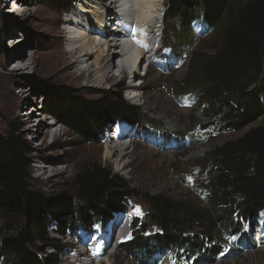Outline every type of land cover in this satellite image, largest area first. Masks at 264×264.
Returning <instances> with one entry per match:
<instances>
[{
    "label": "trees",
    "instance_id": "trees-1",
    "mask_svg": "<svg viewBox=\"0 0 264 264\" xmlns=\"http://www.w3.org/2000/svg\"><path fill=\"white\" fill-rule=\"evenodd\" d=\"M39 2L53 5L52 0ZM164 22L179 28L172 45L176 49L190 42L193 31L216 29L215 50L194 54L176 89L194 92L207 106L202 129L244 132L208 153L205 206L163 193L144 194L149 211L134 217L132 237L120 249L140 264H157L158 259L164 264L215 263L222 249L214 234H240L264 212V0H167ZM4 33L0 29V56L8 49ZM33 87L42 111L87 142L101 143L105 128L117 122L137 124V135L154 128L122 90L89 100L64 84L36 80ZM144 122L153 128L145 129ZM31 152L18 127L0 133V219L24 222L0 228V264H59L66 244L51 236V226L61 236H90L115 213H126L124 201L134 193L119 174L94 162L77 173L70 192L46 196L31 188ZM151 222L159 231L148 233Z\"/></svg>",
    "mask_w": 264,
    "mask_h": 264
},
{
    "label": "rangeland",
    "instance_id": "rangeland-1",
    "mask_svg": "<svg viewBox=\"0 0 264 264\" xmlns=\"http://www.w3.org/2000/svg\"><path fill=\"white\" fill-rule=\"evenodd\" d=\"M14 2L16 0H0V29L5 32V42L8 48L0 56V133H5L11 129L12 125L18 127L20 132L24 133L32 148L29 156L31 188L46 196L54 197L63 191L70 192L77 173L90 163H101L103 166L110 168L113 173L119 174L134 190L131 198L124 201L128 207V212L126 214L117 212L107 223L99 225L96 228L98 231L95 238V241H98L96 244L90 246L94 236L84 240V243H87L88 246L77 244L73 234L58 235L55 225L51 226L50 234L52 237L60 238L69 248L70 246L74 247L75 251L108 254L104 264H140L121 249L111 250L110 252L109 248L114 244L113 241L116 240L114 238L119 237L118 231L128 230L133 217L143 218L149 211L150 207L145 201L144 194L163 193L175 199H184L195 205L205 206L204 198L209 175L207 167L210 165V161H206L208 153L216 145L234 139L244 132H224L218 137L217 141L209 140L207 142H205L208 139L206 134L200 133L198 138L203 137L201 143L193 144V139L189 136L188 145L179 147L183 146L184 142V136L180 133L186 132L185 135H188L189 132L196 133L199 122L207 116L208 108L206 105L205 107L202 106V102L198 101L194 92L189 90L179 92L176 85L177 82H181L187 77L188 68L194 54L198 52L204 56L215 50L216 29L204 34L198 30L193 31L190 34L188 44L183 45L180 49L170 48L168 61L151 62L147 74L142 68H135L137 75L132 74L131 70L120 75L118 64L121 58L116 57L112 61L110 76H113L115 72H117V75L103 86H95L87 84L85 80H75L74 74L70 76V71L75 74L79 72L76 67L56 71L48 68V70L38 71L33 64L28 69H23V71L14 69L20 66L23 63L22 61L31 60L32 55L37 52H40L41 60H46L47 65H49L57 55L56 50L59 47L65 48L69 45L67 40L69 38L65 36H62V44L58 45L61 35L66 33L63 23L69 26V30H76L78 34L74 37L79 39L82 27H79L80 30L79 28L74 29L73 27L76 24L71 27L70 23L72 22L69 21L72 14L71 9H77V11L80 9L79 2L77 0H52L53 5H50L39 2V0H23L19 10L25 12L26 16L20 15V11L15 14L9 12ZM166 3L167 0H162L157 16L166 10ZM81 14L85 13L82 12ZM90 17L88 18L94 21ZM93 25H98V23L94 21ZM167 28L170 29L169 35L161 38L162 41H165L166 47L170 44L173 45V39L179 37V28L175 23L168 24V27L166 25V33ZM96 38L95 40L98 41L99 37ZM79 44L78 41L70 46L75 47ZM17 51H21L22 55L10 59L11 54ZM17 60L19 62L16 63ZM92 61H94L93 56L91 60L85 63L84 68L94 70L95 67L92 66ZM36 80L68 85L77 92L78 96L89 100H95L103 94H113L122 90L129 103L139 106L142 114L154 121L151 124L156 128L155 132L158 129H163L161 124L169 131L175 132V134L169 135L163 129L166 135L162 137V142L172 144V140L169 138L176 136L180 143H177L178 147L171 145L162 148L159 146L158 141L151 140V142L147 139L148 133H140L138 137H131L130 143L123 140V143H126L129 147L124 158H118L117 155L106 158V143L108 142L106 139L111 138L115 127L109 126L107 128L103 143L85 141L42 111L41 96L37 94L33 87ZM12 81L22 83L13 87L11 86ZM131 83L139 88L138 94L140 96L134 99L129 98L128 85ZM7 85L13 89L12 92L11 90L10 92L9 90L6 91ZM20 93H28L29 95V104L23 110L26 119L22 121L18 120L17 103L15 104L12 100L13 94ZM130 96H133V94ZM33 108L37 109L35 111L37 113L27 122V115L32 114ZM262 120L264 121V117H262ZM41 121L46 126L48 125V133L41 132L36 137L34 133L37 132L38 124ZM31 122L34 123L33 131H29L27 126ZM145 123V129L152 128L150 125L146 126ZM124 124L127 123L122 121L120 126H125ZM58 162H61V164H58ZM40 165L47 166L49 171L47 175L39 177L40 172L37 166ZM181 172L184 173L180 174ZM136 206H139L140 215L134 214ZM117 219H122V222H118ZM23 223L19 218L8 216L0 219V228L7 224L20 227ZM115 223H120L119 226L121 225L123 229L121 227V230H118L117 226L113 227ZM263 225L264 219L262 217L248 225L247 233L253 241L256 242L260 239L255 240L257 235L261 236ZM156 231H159L157 224L151 222L148 226V233H155ZM114 234L118 235L115 236ZM214 235H217L214 240L221 246H228L232 242L227 232L218 234L216 232ZM49 252H53V249H49ZM59 259V264H73L76 256H70L68 252L63 251ZM197 264H264V243L257 246L248 245L245 248V253L240 256L227 257L215 263L199 261Z\"/></svg>",
    "mask_w": 264,
    "mask_h": 264
},
{
    "label": "bare ground",
    "instance_id": "bare-ground-1",
    "mask_svg": "<svg viewBox=\"0 0 264 264\" xmlns=\"http://www.w3.org/2000/svg\"><path fill=\"white\" fill-rule=\"evenodd\" d=\"M79 3L80 9L77 11V9L73 10L71 9L72 16L78 18L76 22L70 23V26H73L76 24L75 29L82 26V32L79 34V42L80 44L78 46H70L72 42H70V38L68 40V46L65 48L59 47L56 50V57L47 65L46 60H41L40 58V52H37L36 54L32 55L31 60L27 59L26 61H22L23 63L14 68L19 71H23V69H28L31 65L34 64V68L38 71H44L48 70H59L63 68H78L79 72L74 73L70 71L69 75L71 76L74 74L75 80H85L87 84L89 85H95V86H103V84L110 82L114 79V77L117 75L113 73V76H110V72H112V61L114 58L118 57L121 58V61L118 64L120 75L125 74L128 70L132 71V74L137 75V68L133 69L131 65V59L127 55L126 52H124L121 44L118 42V32L116 29L107 30L106 24L109 23V21H112V15L114 14L117 7H120L119 3L121 0H77ZM109 2V4H108ZM71 5L73 6L72 2ZM119 5V6H118ZM126 4H122V6H125ZM160 0H140L135 4V8L133 11H131V18L132 21L136 22L138 24V28L142 30L141 32H138L142 41L147 45L149 44L153 38L152 36L156 34V24L158 23V18L155 16L160 10L161 6ZM21 9L17 3H14L13 7L9 9V12L12 14H15L17 11H20ZM85 14H81V13ZM88 13V15H86ZM20 15L26 16V13L23 11H20ZM126 18L128 17L125 15ZM88 17L93 18L99 26L93 27V21L90 20ZM105 25V26H104ZM111 29V28H110ZM135 29V28H133ZM80 30V28H79ZM78 30V31H79ZM76 31V30H75ZM75 33V32H74ZM67 33L61 35V38L59 39L58 45L60 46L62 44V36H65L66 38ZM58 35V33H57ZM59 37V35H58ZM74 37V36H73ZM98 38V41L95 40V38ZM96 38V39H97ZM22 55V52L17 51L13 52L11 54L10 59H14L16 57H20ZM94 57V61H92V66L95 67L94 70L84 68L85 63H87L89 60H91V57ZM170 58V56H169ZM19 62L18 60L16 63ZM18 83V84H17ZM22 82H16L12 81L11 86L21 85ZM6 91L11 90L10 86L7 85L5 88ZM130 90V92H129ZM139 88L137 85H133L132 83L128 85V92H129V98H136L140 96L138 94ZM22 92V91H21ZM24 92V91H23ZM133 96H130L132 95ZM12 100L16 104V111L18 120L22 121L25 120L24 118V109L29 104V95L26 94H13ZM37 109L33 108L32 114H26L28 117L27 122H29V119L32 118L33 115H36ZM28 112V111H26ZM32 121V120H31ZM34 123L27 124L28 130H32ZM50 126V125H49ZM46 129V130H44ZM48 125L46 126L42 121L40 124H38V130L35 134L37 137L41 132L48 133ZM114 135V134H113ZM121 137H117L116 140H108L106 143V158H110L111 156L117 155L118 158H124V156L127 155V149L129 148L126 143H123L124 138L121 139ZM38 171L40 172V176L47 175L49 173L47 166L40 165L37 166ZM119 220V221H118ZM118 222H122V219H117ZM120 223L114 224L113 227L117 226L118 230L122 227L119 226ZM114 229V228H113ZM123 229V227H122ZM121 230V229H120ZM127 231L122 230L121 232L118 231L119 237H115L114 239H122L126 236ZM118 234H114L117 236ZM113 250V249H112ZM104 264V263H103Z\"/></svg>",
    "mask_w": 264,
    "mask_h": 264
},
{
    "label": "snow or ice",
    "instance_id": "snow-or-ice-1",
    "mask_svg": "<svg viewBox=\"0 0 264 264\" xmlns=\"http://www.w3.org/2000/svg\"><path fill=\"white\" fill-rule=\"evenodd\" d=\"M138 32L142 33V30H140V29H132L133 42H135L137 44H140L142 47L146 48L147 45L142 40L137 39V33ZM134 214H136V215H140L141 214L139 206H136V208L134 209Z\"/></svg>",
    "mask_w": 264,
    "mask_h": 264
},
{
    "label": "water",
    "instance_id": "water-1",
    "mask_svg": "<svg viewBox=\"0 0 264 264\" xmlns=\"http://www.w3.org/2000/svg\"><path fill=\"white\" fill-rule=\"evenodd\" d=\"M230 100L234 101L239 107L241 106L237 98H230Z\"/></svg>",
    "mask_w": 264,
    "mask_h": 264
}]
</instances>
